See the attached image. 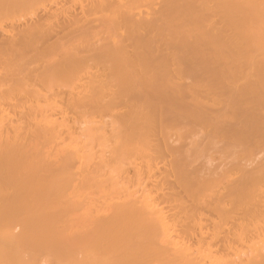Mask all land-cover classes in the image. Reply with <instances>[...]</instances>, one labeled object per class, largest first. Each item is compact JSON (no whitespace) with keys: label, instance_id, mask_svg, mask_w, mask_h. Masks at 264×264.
Masks as SVG:
<instances>
[{"label":"bare ground","instance_id":"bare-ground-1","mask_svg":"<svg viewBox=\"0 0 264 264\" xmlns=\"http://www.w3.org/2000/svg\"><path fill=\"white\" fill-rule=\"evenodd\" d=\"M0 264H264V0H0Z\"/></svg>","mask_w":264,"mask_h":264}]
</instances>
